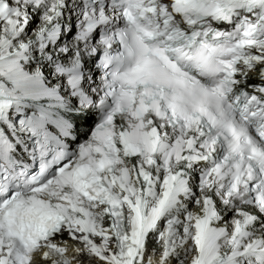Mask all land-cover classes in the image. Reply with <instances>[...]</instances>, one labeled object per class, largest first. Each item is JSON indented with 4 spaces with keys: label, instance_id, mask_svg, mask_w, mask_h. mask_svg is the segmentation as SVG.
Instances as JSON below:
<instances>
[{
    "label": "snow or ice",
    "instance_id": "6c2138e0",
    "mask_svg": "<svg viewBox=\"0 0 264 264\" xmlns=\"http://www.w3.org/2000/svg\"><path fill=\"white\" fill-rule=\"evenodd\" d=\"M0 264H264V0H0Z\"/></svg>",
    "mask_w": 264,
    "mask_h": 264
}]
</instances>
